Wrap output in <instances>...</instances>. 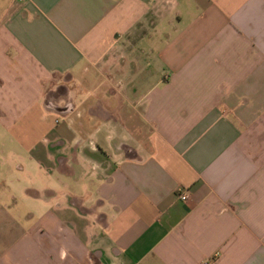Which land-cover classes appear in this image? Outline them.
I'll use <instances>...</instances> for the list:
<instances>
[{
	"label": "crops",
	"instance_id": "obj_1",
	"mask_svg": "<svg viewBox=\"0 0 264 264\" xmlns=\"http://www.w3.org/2000/svg\"><path fill=\"white\" fill-rule=\"evenodd\" d=\"M0 264H264V0H0Z\"/></svg>",
	"mask_w": 264,
	"mask_h": 264
},
{
	"label": "built area",
	"instance_id": "obj_2",
	"mask_svg": "<svg viewBox=\"0 0 264 264\" xmlns=\"http://www.w3.org/2000/svg\"><path fill=\"white\" fill-rule=\"evenodd\" d=\"M178 197L180 198L181 201H187L188 200V193H186L183 190H178Z\"/></svg>",
	"mask_w": 264,
	"mask_h": 264
}]
</instances>
